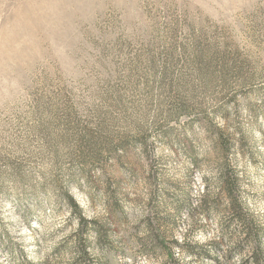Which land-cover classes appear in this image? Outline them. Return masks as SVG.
Listing matches in <instances>:
<instances>
[{"label": "rangeland", "instance_id": "obj_1", "mask_svg": "<svg viewBox=\"0 0 264 264\" xmlns=\"http://www.w3.org/2000/svg\"><path fill=\"white\" fill-rule=\"evenodd\" d=\"M0 264H264V0H0Z\"/></svg>", "mask_w": 264, "mask_h": 264}, {"label": "trees", "instance_id": "obj_2", "mask_svg": "<svg viewBox=\"0 0 264 264\" xmlns=\"http://www.w3.org/2000/svg\"><path fill=\"white\" fill-rule=\"evenodd\" d=\"M225 184H224V187L226 188V190L228 191V193H229V195L231 196V198H232V203L233 204H239L238 203V200L236 199V198H234V195H233V192H234V187L236 186V184H237V179H236V177L233 175V174H230V175H228V176H225ZM208 193H209V185H208V183H205L204 184V190H203V193H202V195H201V200H200V203L201 204H203V203H206L207 202V195H208ZM72 203L74 204V205H76V203L74 202V201H72ZM161 236L160 235H158V239L161 241V242H163L162 241V238H160ZM83 252L85 253V254H88L87 252H86V247H83Z\"/></svg>", "mask_w": 264, "mask_h": 264}]
</instances>
